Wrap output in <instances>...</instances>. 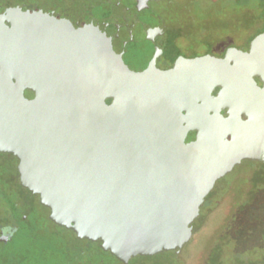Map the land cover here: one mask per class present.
Wrapping results in <instances>:
<instances>
[{"label":"water","instance_id":"95a60500","mask_svg":"<svg viewBox=\"0 0 264 264\" xmlns=\"http://www.w3.org/2000/svg\"><path fill=\"white\" fill-rule=\"evenodd\" d=\"M151 1L160 0L11 5L16 28L49 63L61 106L43 97L35 110L1 106L0 148L20 159L29 190L53 182L55 167L89 169L84 188L102 211L95 235L122 262L180 251L216 182L243 161L264 163V32L222 56L179 57L163 70L165 23ZM35 122L59 140L26 158L14 143ZM51 156L59 162L50 165ZM41 202L51 207L53 194Z\"/></svg>","mask_w":264,"mask_h":264},{"label":"rangeland","instance_id":"374dc122","mask_svg":"<svg viewBox=\"0 0 264 264\" xmlns=\"http://www.w3.org/2000/svg\"><path fill=\"white\" fill-rule=\"evenodd\" d=\"M177 1L178 4H171L168 0L161 3L166 7L162 10L166 26L165 34L158 41L163 53L158 60L160 69L167 63L172 65L179 57L223 53L264 32V0ZM252 1L256 4L248 7ZM9 23L6 28L0 25V65L8 59L10 63L7 65L11 68V62L17 63L14 51H18L12 42L19 33ZM6 46H10L9 49L5 50ZM24 54L22 59L25 61L29 55L27 51ZM22 65L27 67L26 63ZM28 67L39 71L32 63ZM44 88L45 104L50 109L59 106L56 90H52L48 83ZM34 125L30 128L24 124L23 133L18 131L19 143L15 142L16 135L12 136L15 148L21 151L19 155L26 154V158L34 153L37 155L40 148L46 151V139L59 140L57 130L50 132V127L47 129L40 122ZM35 147L39 148L31 149ZM5 152L0 148V228L20 226V229L11 237L8 233L0 237V264H86L88 261L84 256L74 260V249L61 247L73 246L74 240L59 227L54 226L53 238L46 237L41 228L47 226L48 213L45 210L48 206L44 202L36 205L27 194V188L22 192L19 184L24 178L15 171V167L22 163L18 157L5 155ZM250 203L253 204L252 211L244 218L239 217L240 208ZM95 256L97 261L119 262L101 251L95 252ZM130 264H264V163L243 161L216 182L193 222L191 239L180 251H161L148 258L132 260Z\"/></svg>","mask_w":264,"mask_h":264},{"label":"flooded vegetation","instance_id":"af4514ba","mask_svg":"<svg viewBox=\"0 0 264 264\" xmlns=\"http://www.w3.org/2000/svg\"><path fill=\"white\" fill-rule=\"evenodd\" d=\"M14 1L16 0H0V16H1L0 25L3 26V28H6L10 24L9 22L12 23L11 25L12 27L16 28L15 21L12 18L13 10L11 6L14 3ZM163 1L165 0L151 1L149 6L157 15H159L164 20L166 26V22H165L166 20L162 13V10L164 11L166 9V7L162 6L161 4ZM168 2L171 4H178L177 0H168ZM2 31H4V29H2ZM16 31L19 33L17 34L18 37L14 38V41L12 38L11 40L13 41L12 44L14 43L15 45L14 47H17V50H19L20 53L23 55L21 56V59L24 57L25 51H27L29 55V58L26 60L28 61V63H26L27 67L29 63H32V66H35V68L40 69L39 70L41 71L40 74L44 76V82L47 81L48 84L55 83V78H54L55 76L51 74L53 72L50 70V66H48L49 63H47L48 61L44 57L43 52L39 51L37 43L33 42L30 39L25 38L21 33V29L16 28ZM242 45L233 46V47H240ZM158 46L160 47L159 43ZM20 48H23L25 51H23V49ZM160 48L162 49V47ZM224 53L225 52L218 53L215 54V56H222ZM162 55L159 57V59L162 57ZM193 57H199V56H192L187 58H193ZM170 66L171 64L167 63L161 69L166 70ZM50 75L52 77H49L46 80L45 78ZM49 141L50 144L48 146V149L51 148L52 146L51 143L53 142L52 139ZM47 159H48V163H51L50 165L52 164L55 165L56 163L59 162V160L55 156H51V158H47ZM61 162L66 164L64 159L61 160ZM43 168L48 170L49 167L45 166ZM55 168L56 171L54 172L53 175V182H51L50 184L46 183L44 185L42 183H35L33 184V186L35 185V190L28 189V193H27L35 201L34 203L36 205L38 202L41 203V199L44 198L45 196H48V194L51 193L53 194V202L50 204L51 207H47L45 210L48 213L47 219H45L47 226L44 227L42 226L41 228V230L43 229L45 231L46 237L48 239L53 238L52 235L54 236V231H53L54 226L59 227V229H61L64 234L70 236V238L74 240L73 246L62 245L61 247L69 250L74 249L75 250L74 260L77 261L80 257L84 256V258H86L88 261L86 264H109L104 262L103 259H99L98 261L96 260L95 252L97 253V251L98 252L101 251L102 253L106 254L107 257H109L114 261H119L112 264H130L132 260H135L137 258L150 257L145 255H137L135 257H131L126 262H122L119 259H117V257L114 256L110 251L104 250L101 247L102 245L101 240L98 239L99 235H95L98 232H100L101 229L99 223H100L102 211L99 208V200H98L99 197L96 194V192L95 193L93 192L92 194L93 198L90 199V194L87 193V191L84 188V180L87 181L89 179V169L75 168L73 166L66 168L64 166L59 168L55 167ZM50 170L51 169H49V171ZM66 174L68 175L66 176ZM39 175L40 174L38 173L37 178L39 177ZM28 181L29 182L25 181L19 184L20 185L19 187L22 190V192L24 191V189L28 184L32 186L30 179ZM0 229L3 230V235L5 233H8V237L9 236L11 237V234H13L14 231H19L20 226L18 227L14 226L8 229L6 227L4 228L1 227ZM81 235L85 237H82ZM86 235H94V236H92V238H87ZM94 238L97 239L95 240ZM7 243L8 242L4 244ZM64 264H74V262H66Z\"/></svg>","mask_w":264,"mask_h":264},{"label":"crops","instance_id":"0c3cea01","mask_svg":"<svg viewBox=\"0 0 264 264\" xmlns=\"http://www.w3.org/2000/svg\"><path fill=\"white\" fill-rule=\"evenodd\" d=\"M15 57L17 63H19L17 67L14 66L16 63L11 62L13 66L10 68L7 65V63H10L8 59H5L4 65H0V106H31L32 110H35L36 107L42 105V97L45 95L44 85L47 81L42 84L41 82L44 81H42L41 71L36 72L34 68L22 65L23 63H28L27 59L24 61L18 55ZM36 73H38V76ZM49 77L52 76L50 75L45 79L47 80ZM50 87L52 90H57V83H50ZM11 109L15 108L11 107ZM24 111L25 115H27L31 109L26 110L24 108ZM18 118L21 119V117ZM5 155L11 156L12 154L5 152ZM18 168L19 164L15 167V171L19 172Z\"/></svg>","mask_w":264,"mask_h":264},{"label":"trees","instance_id":"16d2710c","mask_svg":"<svg viewBox=\"0 0 264 264\" xmlns=\"http://www.w3.org/2000/svg\"><path fill=\"white\" fill-rule=\"evenodd\" d=\"M256 3L254 2V1H252V2H250V4H249V6L248 7H254V5H255ZM253 205V204H252ZM251 205V203H250V205H243L241 208H240V211H239V217H245L246 215H248V213L250 212V211H252V208H253V206ZM32 237V236H31ZM32 238H34V237H32Z\"/></svg>","mask_w":264,"mask_h":264}]
</instances>
